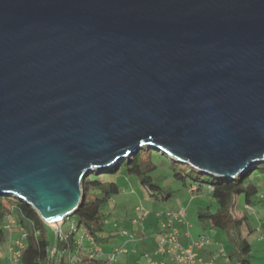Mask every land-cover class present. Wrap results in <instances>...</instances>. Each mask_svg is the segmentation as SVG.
I'll use <instances>...</instances> for the list:
<instances>
[{
	"label": "water",
	"instance_id": "water-1",
	"mask_svg": "<svg viewBox=\"0 0 264 264\" xmlns=\"http://www.w3.org/2000/svg\"><path fill=\"white\" fill-rule=\"evenodd\" d=\"M144 146L264 161V0H0V195L58 224Z\"/></svg>",
	"mask_w": 264,
	"mask_h": 264
},
{
	"label": "trees",
	"instance_id": "trees-1",
	"mask_svg": "<svg viewBox=\"0 0 264 264\" xmlns=\"http://www.w3.org/2000/svg\"><path fill=\"white\" fill-rule=\"evenodd\" d=\"M163 156L172 164L175 179L184 184L189 183L190 187L195 185L198 191L207 184V190L217 202L218 208L213 211L212 205L200 207L198 211L200 222L207 225L208 228L223 231L227 243L231 246L228 257L233 264H251L253 242L250 240V236L254 233L260 235V233L258 228H252L251 218L248 211L245 210L246 208L244 209L245 212L241 214L237 212L236 208L241 195L244 196L246 203L251 205L261 201L263 196L256 200L253 198L259 193L255 179L259 173L264 175V161L253 164L234 179H227L204 173L193 166L191 167V165L176 161V159L151 146H144L136 155H130L117 166L107 170L109 173L125 170L128 174L138 176L143 185L152 190L150 195L154 199L165 200V198L169 199L172 196L173 191L156 183L152 176L157 171ZM103 173L105 172H92L83 179L82 202H80L77 210L70 215L76 223L83 225L100 244L109 241L112 237L106 235L105 220L108 214L105 213L104 207L122 190L115 181L100 180L99 176ZM209 186H212L213 189L209 190ZM9 213H14L17 216L19 226L23 227L27 233L23 264H111L106 258L83 257L80 261L74 262L67 257V252L72 251V246L76 241L75 233H69L67 241L59 243L61 251L59 256H52L51 250L56 242L55 236L52 237L54 230L38 212H35L33 206L13 193L0 195V245L6 244L9 239V234L5 233L2 228L4 218Z\"/></svg>",
	"mask_w": 264,
	"mask_h": 264
},
{
	"label": "rangeland",
	"instance_id": "rangeland-1",
	"mask_svg": "<svg viewBox=\"0 0 264 264\" xmlns=\"http://www.w3.org/2000/svg\"><path fill=\"white\" fill-rule=\"evenodd\" d=\"M161 161L157 171H155L152 176L156 183L162 184L164 187L173 191L172 196L169 197V199L165 198V200H155L154 197L148 193L141 179L136 175L128 174L125 170L109 173L106 168L103 170L100 168L93 169L94 173L96 171L105 172L99 176L100 180L109 182L115 181L122 188L121 192L115 195L104 207L105 213L108 214L105 220L107 228L106 235L112 237L109 241L103 242L102 244L106 251H112L114 248H121L127 243L128 237L126 235H130L131 240L124 246L127 248L128 252L118 254L117 260H112L111 264H147L149 255L155 258L154 240L150 232L152 230H154V232L159 231L160 226L167 221V211L177 210L182 206L187 209L188 223L192 224L190 232L194 234V236L196 233H205L212 240V244L209 245L207 250L211 249L213 252L207 254L205 261L208 262L209 259H212L213 255H217L213 264H232L227 257L231 246L227 243L223 231L208 228L207 225L202 224L198 218L200 207L212 205L213 211H216L218 208L217 202L210 196L207 190V184L204 185L201 190H197L194 196L189 191V183L184 184L182 181L175 179L172 164L169 163L168 159L163 156ZM176 161H178V159ZM119 163L114 166H117ZM255 182L259 187L258 195L253 198L256 200L262 195L264 196V175L259 173ZM245 204V198L241 195L238 199L236 208L238 213L241 214L245 212ZM137 207L145 208L152 212L143 222L142 226L133 223V219L136 218ZM253 207L254 211L248 213L251 218L252 228L254 229L260 227L261 219L264 220V203L263 201H258L253 204ZM35 212L38 211L35 209ZM158 213H162V215L158 216ZM60 222H62V220ZM75 223L76 221L70 216L62 226V230L66 232L69 231L71 225ZM54 225L55 223L49 226L56 230V226ZM78 230L82 233L83 225H80ZM54 236L52 232V237ZM250 240L253 242V257L251 258V264H262L264 250L261 247V242L257 239L255 233L250 236ZM222 248L225 252L220 254V249Z\"/></svg>",
	"mask_w": 264,
	"mask_h": 264
},
{
	"label": "built area",
	"instance_id": "built-area-1",
	"mask_svg": "<svg viewBox=\"0 0 264 264\" xmlns=\"http://www.w3.org/2000/svg\"><path fill=\"white\" fill-rule=\"evenodd\" d=\"M149 194L152 193V190L149 187H145ZM213 187L209 186V190H212ZM197 187L192 185L190 192L195 196ZM263 196V195H262ZM244 208L248 212L254 211L253 205L246 203ZM149 210L141 207L136 209V218L133 219L134 224L142 226L143 222L150 215ZM162 213H158V216H161ZM167 221H165L161 226L159 231L156 233L158 238L157 249L155 254L159 255V258H153L148 256L147 264H204V258L200 256L199 251L208 247L212 244L211 238L203 233L197 238H193L190 232L192 224H189L187 221V209L185 207H180L177 210L167 211ZM66 219H63L59 224H55V228H52L56 238V242L53 245L51 254L52 256H59L60 249L59 243L67 241L69 233L76 234V241L72 246V251L67 252V257L72 259V261H80L81 258H106L110 262L117 260V255L123 252H128L127 248L124 247L130 240V235L128 237L127 243L121 248H114L112 251H106L104 246L97 242L94 236L88 233L87 229L83 227V232H79L80 224L75 223L71 225L69 231H63L62 226L66 223ZM3 230L5 233L9 234V239L7 241V261L9 264H23V251L25 248V239L27 237L26 230L23 227H20L18 224L17 216L14 213H9L4 218ZM77 224V225H76ZM51 225V224H49ZM180 225H183L187 228L184 234L181 232ZM260 233L259 238L264 239V229L258 227L257 229ZM182 236H185L189 239V243L184 245L182 243ZM70 250V249H69ZM225 252L224 249H220V254ZM217 255L210 260L209 264H212L213 260Z\"/></svg>",
	"mask_w": 264,
	"mask_h": 264
},
{
	"label": "crops",
	"instance_id": "crops-1",
	"mask_svg": "<svg viewBox=\"0 0 264 264\" xmlns=\"http://www.w3.org/2000/svg\"><path fill=\"white\" fill-rule=\"evenodd\" d=\"M190 188H191V187H189V191H190ZM155 200H157V199H155ZM261 201H263V203H264V196L262 197ZM263 208H264V207H263ZM260 222H261L260 227L264 229V220L261 219ZM0 224H1V223H0ZM179 227L181 228V232H182V234H184L185 231L187 230V228H186L185 226H183V225H180ZM150 233H152V235H153V240H154V251L156 252V249H157V242H158V238H157V236H156V233H157V232H154V230H152ZM201 234H203V233H201ZM201 234H200V233H196L195 236H194V234L191 233V235H192L193 238H197V237H198L199 235H201ZM259 236H260V235H256L257 239L261 242V247H262L263 250H264V239H260ZM181 240H182V243H183L184 245H187V244L189 243V239H187L185 236H182ZM128 243H129V242H128ZM7 244H8V243L6 242V244H4V245L1 244V245H0V264H9L8 261H7ZM208 247H209V246H208ZM208 247H206V248H204V249H202V250L199 251L200 256H202V257L204 258V261L206 260L205 258H207V257H206L207 254H209V252H210V253L213 252L211 249L207 250ZM259 247H260V246H259ZM107 251L109 252V251H111V250H107ZM228 254H229V253H228ZM154 257L157 259V258H159V255L155 254ZM213 257H214V255H213ZM213 257H212V258H213ZM227 257H228V255H227ZM263 257H264V256H263ZM228 259H229V257H228ZM210 260H211V259H209L208 262L205 261L204 264H206V263L209 264V263H210ZM213 261H214V260H213ZM229 261H231V260L229 259ZM213 263H214V262H212V264H213ZM232 264H233V263H232ZM262 264H264V258H263V262H262Z\"/></svg>",
	"mask_w": 264,
	"mask_h": 264
},
{
	"label": "bare ground",
	"instance_id": "bare-ground-1",
	"mask_svg": "<svg viewBox=\"0 0 264 264\" xmlns=\"http://www.w3.org/2000/svg\"><path fill=\"white\" fill-rule=\"evenodd\" d=\"M112 167V166H111ZM103 169H108V168H110V166H107V167H102ZM218 176H220V175H218ZM61 221V220H60ZM60 221L58 222V224L60 223ZM51 224H53V223H51Z\"/></svg>",
	"mask_w": 264,
	"mask_h": 264
}]
</instances>
